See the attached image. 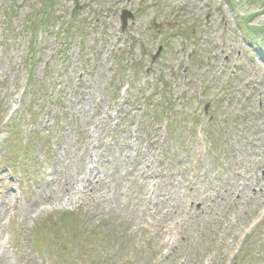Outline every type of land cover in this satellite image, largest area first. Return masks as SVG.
I'll use <instances>...</instances> for the list:
<instances>
[{
    "label": "rangeland",
    "instance_id": "374dc122",
    "mask_svg": "<svg viewBox=\"0 0 264 264\" xmlns=\"http://www.w3.org/2000/svg\"><path fill=\"white\" fill-rule=\"evenodd\" d=\"M44 2L0 0V264H264V0H53L34 47Z\"/></svg>",
    "mask_w": 264,
    "mask_h": 264
},
{
    "label": "trees",
    "instance_id": "16d2710c",
    "mask_svg": "<svg viewBox=\"0 0 264 264\" xmlns=\"http://www.w3.org/2000/svg\"><path fill=\"white\" fill-rule=\"evenodd\" d=\"M45 1H46L45 5H48V6L53 5V0H45ZM46 11H48V9H46ZM249 28L252 32V39L254 40L255 44L258 46H261L263 42L262 36H261V32H262L261 27L249 25Z\"/></svg>",
    "mask_w": 264,
    "mask_h": 264
},
{
    "label": "water",
    "instance_id": "95a60500",
    "mask_svg": "<svg viewBox=\"0 0 264 264\" xmlns=\"http://www.w3.org/2000/svg\"><path fill=\"white\" fill-rule=\"evenodd\" d=\"M128 17H132L131 13H130L129 11H127V10H123V11H122V14H121L122 27L125 26L126 19H127ZM159 50H160V48H159ZM159 50H158V52H159ZM158 52H157V53H158ZM153 59H154V58H153Z\"/></svg>",
    "mask_w": 264,
    "mask_h": 264
}]
</instances>
